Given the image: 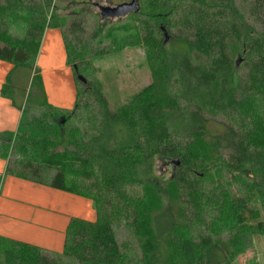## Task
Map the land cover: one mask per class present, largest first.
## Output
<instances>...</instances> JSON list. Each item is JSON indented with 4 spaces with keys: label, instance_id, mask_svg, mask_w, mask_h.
Here are the masks:
<instances>
[{
    "label": "trees",
    "instance_id": "1",
    "mask_svg": "<svg viewBox=\"0 0 264 264\" xmlns=\"http://www.w3.org/2000/svg\"><path fill=\"white\" fill-rule=\"evenodd\" d=\"M135 1L130 13L142 17L154 54L151 82L109 108L78 68L85 52L75 55L63 32L77 90L67 110L46 101L36 66L45 27H62L53 0H0V59L30 70L41 92L40 114L20 107L17 133H0V156L8 172L88 197L96 211L92 221L71 218L60 253L0 237V264H231L264 233V0ZM163 28L188 49L162 53ZM209 116L233 125L209 130ZM210 167L231 181L217 177L207 191ZM120 218L136 243L119 242Z\"/></svg>",
    "mask_w": 264,
    "mask_h": 264
},
{
    "label": "rangeland",
    "instance_id": "2",
    "mask_svg": "<svg viewBox=\"0 0 264 264\" xmlns=\"http://www.w3.org/2000/svg\"><path fill=\"white\" fill-rule=\"evenodd\" d=\"M120 1L122 0H53V11L58 18L57 21L62 23V27L53 25V21L52 25L45 27L46 29L58 28L62 35L65 32L70 47L75 50V55H79L81 51L85 52L83 61L79 62L78 68L82 69V75L87 78L86 86L95 89L100 88L111 109L124 103L130 95L150 83L153 74L151 66L154 62V54L151 52V46H148L143 40L146 31L139 21L142 17L137 18L129 13L125 16L102 19L98 7L95 6V3L114 5ZM72 22H77L79 26L72 29L70 27ZM173 31L176 32V30ZM173 31L169 33L170 39L162 42L161 51L167 55L185 51V48L188 49L183 41L173 36ZM8 32L17 34L20 31L12 25ZM53 48L57 49L53 50L55 58L52 61L54 62L53 65H57L60 64L61 53L59 35L57 40L53 42ZM193 58L197 59L195 55ZM241 59L242 55L235 56L237 65L240 64ZM66 62L73 72L74 67L68 63L67 54ZM26 70L21 68L17 71L23 76L27 72L26 84H22L21 80V85L18 83L15 88L12 87L11 95L15 100H21L23 107H28L29 115H38L41 109L35 106L37 101L35 97H40L41 92L38 83H31L30 70ZM17 72L11 76L12 83L18 76ZM94 98L92 95L88 101L91 103V107H88L89 110H97L99 107ZM75 99H73L71 108L68 110L73 109ZM81 100H86V96L83 95ZM231 118L209 116L208 129L221 132L226 124L233 125ZM170 163L171 160L159 164L158 174L160 176L169 174ZM231 176V173L218 174L216 167H210L209 174L205 176L206 182H203V188L205 187L209 191L214 187V184L210 183L211 181H217V177H222L221 180L223 181H231ZM87 182L92 183L94 180H87ZM220 182L224 184L222 181ZM222 188L223 190L229 189L230 192L237 189L235 185L229 187L225 184L222 185ZM93 192H97V190L93 189ZM204 218L208 223L209 218L205 216ZM114 226L119 242L132 239L136 243L135 238L133 239L130 235L131 230L125 227V221L122 218L120 221H116ZM203 227L205 228V226ZM231 264H264V233L254 234L249 247L235 260H232Z\"/></svg>",
    "mask_w": 264,
    "mask_h": 264
},
{
    "label": "crops",
    "instance_id": "3",
    "mask_svg": "<svg viewBox=\"0 0 264 264\" xmlns=\"http://www.w3.org/2000/svg\"><path fill=\"white\" fill-rule=\"evenodd\" d=\"M58 35L60 64L53 65V50L57 49L53 48V42ZM62 36L58 28L44 29L36 66L40 70L46 101L68 110L77 90L74 73L66 62ZM18 69L0 59V133L16 134L21 120L22 101L1 94L8 75L15 74ZM17 75L14 88L18 83L21 85V80L26 84L27 73L23 76L17 72ZM7 169L8 160L0 156V237L60 253L72 217L91 221L96 218L90 198L17 176Z\"/></svg>",
    "mask_w": 264,
    "mask_h": 264
},
{
    "label": "water",
    "instance_id": "4",
    "mask_svg": "<svg viewBox=\"0 0 264 264\" xmlns=\"http://www.w3.org/2000/svg\"><path fill=\"white\" fill-rule=\"evenodd\" d=\"M97 7L100 11V16L102 19L125 16L130 12H136L138 10L135 0H130L128 2L124 1L114 5L97 4ZM163 33L165 36L164 38V42H165L169 38V34L164 28H163ZM78 79L83 83L86 82L85 78L82 75H78Z\"/></svg>",
    "mask_w": 264,
    "mask_h": 264
},
{
    "label": "flooded vegetation",
    "instance_id": "5",
    "mask_svg": "<svg viewBox=\"0 0 264 264\" xmlns=\"http://www.w3.org/2000/svg\"><path fill=\"white\" fill-rule=\"evenodd\" d=\"M124 1H125V2H128V1H130V0H122V1H120V2H124ZM120 2H119V3H120ZM168 39H170V36H169Z\"/></svg>",
    "mask_w": 264,
    "mask_h": 264
}]
</instances>
